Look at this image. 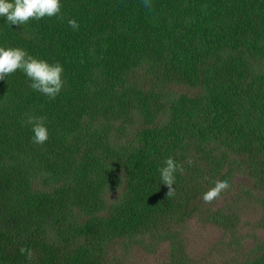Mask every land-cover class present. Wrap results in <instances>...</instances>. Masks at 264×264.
Masks as SVG:
<instances>
[{"label": "trees", "instance_id": "1", "mask_svg": "<svg viewBox=\"0 0 264 264\" xmlns=\"http://www.w3.org/2000/svg\"><path fill=\"white\" fill-rule=\"evenodd\" d=\"M0 45L64 69L0 80V264H264V0H61Z\"/></svg>", "mask_w": 264, "mask_h": 264}, {"label": "clouds", "instance_id": "2", "mask_svg": "<svg viewBox=\"0 0 264 264\" xmlns=\"http://www.w3.org/2000/svg\"><path fill=\"white\" fill-rule=\"evenodd\" d=\"M150 0H145L146 6ZM61 11V0H0V17L10 25H24L30 18L39 20L45 16L52 17ZM67 23L73 30L79 28L78 21L69 18ZM17 69L30 79L29 87L48 98L55 99L61 91L64 80V71L59 61L49 62L46 59L32 55L21 47H8L0 45V80ZM27 124L31 125L34 143L43 144L48 139V128L42 117L27 115ZM182 166L171 156L166 157L164 163L158 168L160 182L168 186L166 195L174 191L173 185L176 173ZM206 179V178H205ZM230 187L227 181H212L208 190L201 193V201L210 204L221 197V194ZM21 253L30 251L20 248Z\"/></svg>", "mask_w": 264, "mask_h": 264}, {"label": "rangeland", "instance_id": "3", "mask_svg": "<svg viewBox=\"0 0 264 264\" xmlns=\"http://www.w3.org/2000/svg\"><path fill=\"white\" fill-rule=\"evenodd\" d=\"M192 237V236H191ZM196 237V235H195V233L193 234V237L192 238H195ZM200 238V237H199ZM197 239V238H196ZM155 241V240H154ZM153 243V242H152ZM152 243H149V244H152ZM147 245V247H148V249L149 250H153L154 248H153V246L151 245ZM156 246V245H155ZM156 259H157V253H155V255H154V257H153V263L154 262H156ZM124 264H146V263H144V259H140V260H137V259H134L133 260V262L132 263H130V262H128V261H124L123 262Z\"/></svg>", "mask_w": 264, "mask_h": 264}]
</instances>
